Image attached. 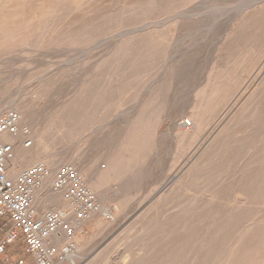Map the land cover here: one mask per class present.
<instances>
[{
    "label": "rangeland",
    "instance_id": "rangeland-1",
    "mask_svg": "<svg viewBox=\"0 0 264 264\" xmlns=\"http://www.w3.org/2000/svg\"><path fill=\"white\" fill-rule=\"evenodd\" d=\"M173 3L174 8L170 9L165 7V0H0V33L14 31L20 39L9 52L0 54V100L16 99L19 108L16 110L14 105L9 106L0 116L16 110L21 116L19 126L22 125L28 133L45 127L44 134L51 144L63 143L73 151L90 153L91 147H98V156L94 155L93 158L98 160L99 166L107 168L110 162L114 164L110 172L113 175L111 183L106 182L102 186L105 192L112 185L114 187L116 176L121 171L130 172L125 180L130 187L125 186L128 185L126 183L121 188L127 190V194L122 193L126 206L120 214L124 215L119 214L120 206L116 200L105 199L91 188L99 209L106 207L110 216L108 218L98 213L91 221L82 223L80 231H75L76 243L85 242L86 248L81 252L83 258L74 264H98L101 260L107 264H119L121 260L128 264H145L148 260L146 241L135 240L139 234L145 238L150 224L144 220L146 213L156 205L157 197L170 188L169 184L165 185L166 176L189 156L193 147L174 135L173 124L192 120L190 108L193 102H199L202 94L211 92L207 96L209 100L205 109L208 112L214 111V108L217 110L199 135H204L221 119L224 120L220 128L225 126L239 106L233 108L241 93L257 87L258 81L254 84V79L260 68L262 73L259 80L264 76V16L260 18V29L255 36L244 38L237 46H232L233 49L225 40L233 25L244 14L264 8V0H174ZM75 6L86 9L81 22L73 18L72 10H69ZM59 9L64 10L63 15H71L64 17L69 23L67 27H71L70 32L77 30L76 26L83 21L87 23L83 33L72 32L66 38L43 34L49 22L44 16L50 12L57 13ZM182 9L186 13L189 11L187 14L190 17L185 18L180 14ZM120 33V36L117 35ZM128 40L135 42L134 51L117 62L113 57L114 51L120 41ZM3 45L0 41V47ZM221 46L223 57L217 59V50ZM86 66L92 69L98 66V81L108 91L104 103L94 111L92 108L85 110L86 105L81 102L72 103V106L69 104L71 119L63 129L55 130L58 122L51 117V112L60 108L57 101L60 95L48 93L40 99L32 98L30 89L39 86L41 81L61 78L64 84L61 89L65 91V98H69L72 80ZM162 78L165 83L167 80L165 94L160 96L161 101L158 100L151 114L135 127L132 125L133 119L139 115L143 100L147 97L146 85ZM115 80L122 85L118 91L110 85ZM197 94L198 98L195 99L194 95ZM224 97H227V101L218 104ZM71 100L74 99L69 98V102ZM42 101L47 105L43 106ZM24 110L30 114L23 113ZM84 111H88L87 115H84ZM174 115H178L175 121L171 119ZM47 117L51 119L43 126V119ZM82 133L86 135L83 137ZM135 136H139L138 140L144 148L140 162L136 164V173L131 167L134 153L130 149L127 152L123 149L135 141ZM26 139L29 143L30 137ZM198 139L194 142H198ZM153 143L158 146L156 152V148L151 147ZM126 160L130 162L129 166ZM33 164L18 163L13 168L10 163V171H19ZM159 171L165 173L164 184L162 180L155 186ZM84 181L90 187V183ZM164 204L156 207L164 208ZM53 207L57 206L51 203L42 208L43 211H37L43 213ZM254 207L261 209L264 206ZM140 230H143V235ZM11 250H5L0 264L4 258L13 256ZM20 253H24L22 244ZM137 254L141 255L138 260ZM22 257L23 262L29 257L33 260L29 255Z\"/></svg>",
    "mask_w": 264,
    "mask_h": 264
},
{
    "label": "bare ground",
    "instance_id": "bare-ground-1",
    "mask_svg": "<svg viewBox=\"0 0 264 264\" xmlns=\"http://www.w3.org/2000/svg\"><path fill=\"white\" fill-rule=\"evenodd\" d=\"M173 2L174 0H165V7L173 9ZM199 3L201 4V2ZM69 10H72L71 15H73V18L75 17L80 22V18L83 19L86 11V9L78 8V6ZM63 12L64 10L59 9L57 13L50 12L44 16V19H48L49 22L47 24L48 29L43 34H49L50 37L54 38H66L72 32L83 33L82 30L86 28L87 23L82 20L81 25L76 26L77 30L70 32L71 27H67L69 23L64 20V17L71 15H63ZM187 13L185 9L180 11V14L185 18L190 17V14ZM193 14L195 15V12ZM263 16L264 8L244 14L242 19L233 25L225 38L230 48L233 49L232 46H237L244 38L255 36L260 29V18ZM117 35L120 36L121 33ZM105 38L108 39V37ZM0 41L4 43L0 47V54H5L20 39L14 31H5L0 33ZM134 45L133 40L120 41L113 54L115 60L120 62L125 59L134 51ZM222 50V46L218 48L217 59L223 57ZM178 51L180 50L178 49ZM261 73L262 68H260L254 79V84L258 81L257 87L252 91H250L251 89L244 90L235 101L233 108L239 106L235 113H232L233 115L225 126L220 128L224 120L221 119L204 135H199L205 123L212 118L213 112L215 113L217 110L214 108V111L208 112L205 109L208 104L206 101L209 100L207 96L211 92L208 95L202 94L201 98L199 97V102H193L190 108L192 120L188 119V123L173 124L174 135L187 141L190 145L192 144L193 147L189 151V156H186L183 161L174 166L175 168L173 167L171 174L166 176L165 182H167L165 185L168 186L169 184L170 188L165 194L158 196L155 202L156 205L165 203L164 208L159 209L155 205L152 206L150 212L146 213L144 220L150 224L144 234L145 238H142L139 234L135 240V242L146 241L147 248L145 252L148 253V256H146L148 260L145 264H264V207L261 209H255L254 207L264 206V76L259 80ZM98 75V66L93 69L86 66L83 70H79L77 78L74 81L72 80V87L69 89L72 93L69 98L74 99L71 102H69V98H65V91L61 89V86L64 85L61 78L41 81L39 86L30 89V94L32 98L38 97L39 99L48 93L60 95L57 100L60 108L58 111L51 112V117L58 122L55 130L63 129L64 125L68 124L71 119V110L68 109L69 104L72 106V103L81 102L84 106L86 105L85 110L92 108V111L98 110L103 105L108 91L98 81ZM154 81L145 87L147 97L143 100L139 115L133 119L132 125L135 127L151 114L157 102L161 101L159 99H161L162 94L164 95L166 92L164 86L167 80L166 83L163 78ZM110 85L111 88L117 91L122 87L117 80L111 81ZM194 98H198V94L194 95ZM226 101L227 97H224L218 101V104L221 105ZM42 104L43 106L47 105L43 101ZM13 105L16 110L19 108V102L16 99H1L0 114ZM22 112L30 114L25 110ZM86 113L88 111H84V115H87ZM177 116L174 115L171 119L175 121ZM51 117L43 119V126L48 123ZM45 132L46 128L44 127L41 130L36 129L33 133H28L21 125L17 132L1 136L2 141L11 144L13 147V158L11 159L13 168L18 163L26 165L42 162L49 167L51 174L54 175L60 166L68 162L79 171L81 177L90 183V188L99 193L100 196L105 197V199L116 200L117 205L120 206V214L126 206V199L122 193L127 191H123L121 188L126 183L128 185L125 186L130 185V183L125 182L129 178L130 172L121 171L116 176L117 182L114 187L112 185L108 192H105L102 186L106 182L111 183L113 175L110 172L113 171L114 164L110 162L107 168L99 166L98 160L93 158L94 155L98 156L96 153L99 148L91 147L89 150L92 152L90 153L89 151H73L63 143L51 144L48 136L44 134ZM85 135L82 133L83 137ZM27 136L30 137L29 143L26 141ZM135 138L130 146L125 145L123 149L125 152L130 149L134 153L135 157L131 161V167L136 173V164L137 161L140 162L144 148L138 140L139 136H135ZM197 138H199L198 142L195 143L194 141ZM154 139L157 140V138ZM193 143L195 144L193 145ZM151 147H155L154 151H157L158 146L156 143H153ZM111 157L114 160V155ZM126 163L129 166L130 162L126 160ZM139 166L141 168V165ZM18 172L13 169L10 171V176H15ZM164 174L163 171L156 174L155 186L162 180V184H164ZM49 182L48 180L45 183V187L37 196V202L39 200L36 205L37 209L43 211L41 209L51 203L53 206H57L53 208L65 209L67 202L64 200L62 193L53 191L49 187ZM167 204L171 206L168 207ZM253 209H255L254 213L252 212ZM98 213H102L104 217L109 218L110 216L108 209L101 207L83 220L81 225L91 221ZM81 225L75 231H80L82 229ZM142 231L140 230V233ZM141 234L143 235V233ZM52 243H59V240L53 239ZM85 248V242L77 244V249L69 264H74L77 260L83 258L81 252ZM140 256V254H137L136 259L138 260ZM98 264H107V262L101 260ZM119 264L128 263L121 260ZM130 264H134V262Z\"/></svg>",
    "mask_w": 264,
    "mask_h": 264
},
{
    "label": "built area",
    "instance_id": "built-area-1",
    "mask_svg": "<svg viewBox=\"0 0 264 264\" xmlns=\"http://www.w3.org/2000/svg\"><path fill=\"white\" fill-rule=\"evenodd\" d=\"M20 120L16 110L0 116V255L8 244L21 239L35 264H69L77 249L75 229L99 210L96 196L71 164L60 166L52 175L45 163L37 162L10 176L13 147L1 136L17 132ZM48 180L53 191L62 193L67 206L39 213L37 196ZM53 239L59 243H52ZM22 262L19 259L16 264Z\"/></svg>",
    "mask_w": 264,
    "mask_h": 264
},
{
    "label": "crops",
    "instance_id": "crops-1",
    "mask_svg": "<svg viewBox=\"0 0 264 264\" xmlns=\"http://www.w3.org/2000/svg\"><path fill=\"white\" fill-rule=\"evenodd\" d=\"M2 236H3V231H2V229H1V227H0V239L2 238ZM20 244L23 245V252H24V253H20ZM7 248L12 249L11 251H12V253H13V256L10 257L9 259L6 257V258H4V260H1V261H2V264H10L11 261H14L13 263L16 264V262H17L19 259H23V257H22L23 255H28V254L25 252V250H24V244H23V242H22L21 239H19L18 241L14 242V243L8 244V245L5 247V250H6V251H7ZM4 252H5V251H4ZM14 253H15V254H14ZM3 254H4V253H3ZM3 254H2V255H3ZM2 255H0V257H1ZM14 255H17V256H14ZM29 256H30V255H29ZM30 260H31V261H30ZM22 261H23V260H22ZM32 261L34 262V260H32V259L29 257V259L27 258V259H26V262H22V264H31Z\"/></svg>",
    "mask_w": 264,
    "mask_h": 264
}]
</instances>
